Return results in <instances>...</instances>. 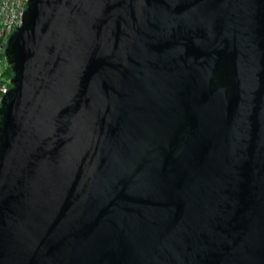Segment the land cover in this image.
<instances>
[{
    "label": "water",
    "instance_id": "water-1",
    "mask_svg": "<svg viewBox=\"0 0 264 264\" xmlns=\"http://www.w3.org/2000/svg\"><path fill=\"white\" fill-rule=\"evenodd\" d=\"M5 55L0 264H264V0H29Z\"/></svg>",
    "mask_w": 264,
    "mask_h": 264
},
{
    "label": "built area",
    "instance_id": "built-area-1",
    "mask_svg": "<svg viewBox=\"0 0 264 264\" xmlns=\"http://www.w3.org/2000/svg\"><path fill=\"white\" fill-rule=\"evenodd\" d=\"M29 0H0V109L4 96L11 90V79L7 77L10 67L5 55L9 38L22 26L23 16Z\"/></svg>",
    "mask_w": 264,
    "mask_h": 264
},
{
    "label": "trees",
    "instance_id": "trees-1",
    "mask_svg": "<svg viewBox=\"0 0 264 264\" xmlns=\"http://www.w3.org/2000/svg\"><path fill=\"white\" fill-rule=\"evenodd\" d=\"M6 74H7V77H9V78H12V77H13V72H12V68H11V66H10L9 69L7 70ZM11 87H12V86H11Z\"/></svg>",
    "mask_w": 264,
    "mask_h": 264
}]
</instances>
